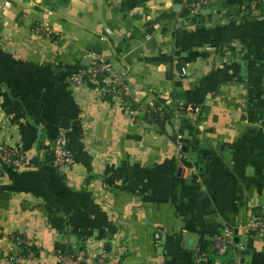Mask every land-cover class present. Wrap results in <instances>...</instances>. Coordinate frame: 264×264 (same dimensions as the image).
Returning a JSON list of instances; mask_svg holds the SVG:
<instances>
[{
    "label": "crops",
    "instance_id": "1",
    "mask_svg": "<svg viewBox=\"0 0 264 264\" xmlns=\"http://www.w3.org/2000/svg\"><path fill=\"white\" fill-rule=\"evenodd\" d=\"M183 10L181 0H0V143L25 156L0 158V264H65L74 249L87 264H193L196 253L264 264V0ZM36 23L52 37L32 33ZM97 60L128 98L69 82ZM150 101L171 113L162 131L142 116ZM59 128L63 173L51 158Z\"/></svg>",
    "mask_w": 264,
    "mask_h": 264
},
{
    "label": "built area",
    "instance_id": "2",
    "mask_svg": "<svg viewBox=\"0 0 264 264\" xmlns=\"http://www.w3.org/2000/svg\"><path fill=\"white\" fill-rule=\"evenodd\" d=\"M181 2L187 7L190 13H195L201 9V7L206 3V0H181ZM251 7L255 8V2L252 3ZM31 32L35 35H39L41 37L50 38L53 35L52 30L43 23H36L31 28ZM110 78L109 81L105 80ZM70 83H92L94 85L102 86L101 83H105L106 87L104 91L109 93L112 96H119L121 99L127 95L126 88L123 82L114 75L112 69L105 64L102 60H97L93 63V66L90 70L84 71L82 69H78L72 71L68 78ZM126 108L130 107V103L128 101H123ZM147 105L152 108L153 101L147 103ZM153 109H155L153 107ZM132 112V111H131ZM52 154V162L54 167L58 172L63 173L70 164L71 153L67 145V137L64 131L59 128L56 136L54 138V142L51 149ZM0 158L9 161L14 164H23L25 160L24 154L16 149H11L4 144L0 143ZM258 226L264 227V219L257 220ZM225 237L222 241V246L219 249V253L224 254L229 249H233V240L230 232L228 230H224ZM209 257L207 255L196 253L193 256V264H209ZM62 260L65 264H87L85 260V255L82 250L74 249L70 254H66L62 257ZM235 264H239V261L236 257H234ZM99 264H103V260L100 259Z\"/></svg>",
    "mask_w": 264,
    "mask_h": 264
},
{
    "label": "trees",
    "instance_id": "3",
    "mask_svg": "<svg viewBox=\"0 0 264 264\" xmlns=\"http://www.w3.org/2000/svg\"><path fill=\"white\" fill-rule=\"evenodd\" d=\"M184 12H188L187 7H185V10H183ZM92 84V83H89ZM102 86L106 87L105 83H101ZM94 85V84H92ZM105 92V91H104ZM105 96L107 98H110L111 96L109 95V93L105 92ZM128 98V96H124L123 99ZM153 107L155 109L150 108L147 104L143 106V118L149 122L154 124L160 131H162L164 129V125L165 123L169 122L171 120V113L170 111H167L165 108H163V106L156 101H153ZM182 129H187L188 132H191L193 130V127L190 126V124L188 122L183 121L181 124ZM175 139V138H173ZM51 158H52V154H51ZM53 160V159H52ZM0 175H1V170H0ZM8 200V193L4 190L0 189V207H3L6 205V202ZM264 217V215H263ZM259 218H262V216H259ZM72 252L68 251V254H70ZM224 258L228 259L230 258L229 255L224 253ZM210 259H209V263H210Z\"/></svg>",
    "mask_w": 264,
    "mask_h": 264
},
{
    "label": "water",
    "instance_id": "4",
    "mask_svg": "<svg viewBox=\"0 0 264 264\" xmlns=\"http://www.w3.org/2000/svg\"><path fill=\"white\" fill-rule=\"evenodd\" d=\"M65 121H66V124H64ZM67 123H68V119L65 118V117H62V118H61V127H63V128H67ZM235 241L237 242L238 239L235 238Z\"/></svg>",
    "mask_w": 264,
    "mask_h": 264
}]
</instances>
